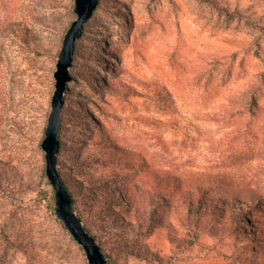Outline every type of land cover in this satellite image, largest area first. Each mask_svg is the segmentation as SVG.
Masks as SVG:
<instances>
[{
	"label": "rangeland",
	"instance_id": "1",
	"mask_svg": "<svg viewBox=\"0 0 264 264\" xmlns=\"http://www.w3.org/2000/svg\"><path fill=\"white\" fill-rule=\"evenodd\" d=\"M73 7L0 0V264H89L42 194ZM86 28L58 160L113 264H264V0H101ZM108 189L121 199L100 205ZM200 198L207 213L255 210L191 217Z\"/></svg>",
	"mask_w": 264,
	"mask_h": 264
},
{
	"label": "water",
	"instance_id": "2",
	"mask_svg": "<svg viewBox=\"0 0 264 264\" xmlns=\"http://www.w3.org/2000/svg\"><path fill=\"white\" fill-rule=\"evenodd\" d=\"M101 0H74L73 10L76 18L67 29L62 48L58 54L54 77L55 90L51 100V111L48 117L45 136L41 146L45 151L46 175L54 194V213L63 223L73 239L83 248L89 264H110L97 237L84 225L81 216L73 206V197L60 173L58 154L61 149L60 130L62 127V110L65 104V93L72 80L73 66L78 41L83 37L87 22L100 5Z\"/></svg>",
	"mask_w": 264,
	"mask_h": 264
},
{
	"label": "trees",
	"instance_id": "3",
	"mask_svg": "<svg viewBox=\"0 0 264 264\" xmlns=\"http://www.w3.org/2000/svg\"><path fill=\"white\" fill-rule=\"evenodd\" d=\"M100 6V5H99ZM90 21V20H89ZM88 21V22H89ZM87 22V23H88ZM86 27H87V24H86ZM85 27V30H84V33H83V37L78 41V46H77V51H76V55H75V59H76V56L78 54V47H79V44H80V41L84 38V36L86 35V31H87V28ZM29 39H32V36H28V42H30ZM71 82V81H70ZM70 82L68 83V86H67V91L65 93V101H66V98H67V95L69 93V90H70ZM66 105L64 104V107H63V110H62V127H61V130H60V138H61V149H60V152H62V149H63V130H64V120H63V113L65 111V108ZM59 152V153H60ZM60 169V167H59ZM60 173L64 179V182L65 184L67 185V188L69 190V192L71 193L74 201H73V206H74V209L77 211V213L81 216L82 220H83V223H84V216L83 214H81V212L77 209V194H75V192L72 190L71 186H70V183L67 181V179L63 176L62 174V170L60 169ZM154 178L156 179L157 182H160L159 184H161L162 182H164V185H166L167 187H170V188H174V189H177L179 192H181L182 190V186H183V182L181 179H178L176 176H172V177H169L166 176L164 177V175H161V174H157L156 176H154ZM166 181V182H165ZM85 193V192H84ZM185 193V192H184ZM188 195L190 196L191 193L190 192H187ZM42 194H43V197L44 199H46L47 201V208L48 210H50L51 212L53 211V204H54V196L52 194V192H49V191H42ZM205 193L204 192H199L198 195L202 196L204 195ZM161 196L159 197H156L157 201L153 200V201H150V212L152 214V216H149V217H145L144 220L147 222V221H150L148 224L151 226L152 224V221H154V215L155 214H158L159 211H160V207H159V199L161 200L160 198ZM245 197H251V196H245ZM102 198L100 200V205H105L107 203H109L110 201H115L117 199H121L119 197V195L117 193H115V191L113 189H108L106 190V192H104L102 194ZM227 199H231V200H235V203L233 205H237V203H240V199L241 197L240 196H234V197H231L230 194L228 195V198ZM123 202V201H122ZM237 202V203H236ZM225 203L227 204V201L225 200ZM117 204L118 206H125L126 204L123 203L121 204L120 201H117ZM206 202L204 201L203 198H200V200H198V204H195L194 201H191L189 202L188 204H186V210L188 212V214L192 217V216H195V215H198L199 213H206V214H209V215H213V214H217L219 212V215H220V218L221 217H227L229 220H231L233 223H240V222H243V219L246 221H248L246 215H249V213L253 212L255 209H252V210H245V211H241V207L239 208L240 210H236V209H232L231 211L229 210V212L227 210H224L220 207H218L217 205L216 206H213L212 209H211V212L207 213L206 212V206H205ZM229 206V205H227ZM221 209V210H220ZM223 210V211H222ZM227 211V212H225ZM251 211V212H250ZM223 213V214H222ZM228 213V214H226ZM84 225L86 226V228L92 233V230L91 228H89L85 223ZM241 225V224H239ZM142 226V224H141ZM65 228V226H64ZM95 235V234H94ZM96 236V235H95ZM97 237V236H96ZM98 241L100 242L103 250L105 251L108 259H109V263L110 264H113V261H114V257L113 255H111L110 252H108L105 248V246L102 244V242L99 240V238L97 237Z\"/></svg>",
	"mask_w": 264,
	"mask_h": 264
}]
</instances>
